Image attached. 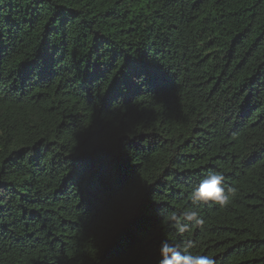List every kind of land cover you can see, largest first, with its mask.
Returning a JSON list of instances; mask_svg holds the SVG:
<instances>
[{"label":"trees","instance_id":"obj_1","mask_svg":"<svg viewBox=\"0 0 264 264\" xmlns=\"http://www.w3.org/2000/svg\"><path fill=\"white\" fill-rule=\"evenodd\" d=\"M209 169L236 195L184 234ZM264 264V0H0V264Z\"/></svg>","mask_w":264,"mask_h":264},{"label":"clouds","instance_id":"obj_2","mask_svg":"<svg viewBox=\"0 0 264 264\" xmlns=\"http://www.w3.org/2000/svg\"><path fill=\"white\" fill-rule=\"evenodd\" d=\"M235 195L236 189L226 184L224 174L216 169H209L200 176L189 193L194 207L181 213L175 211L162 213V225L174 229L182 235L193 226L204 224L205 221L200 214L199 206L218 205L226 207ZM194 247L195 245L191 240L174 242L164 239L158 248L156 264H216L215 259L210 255L193 254L192 249Z\"/></svg>","mask_w":264,"mask_h":264}]
</instances>
